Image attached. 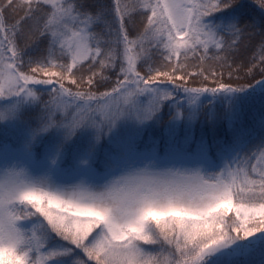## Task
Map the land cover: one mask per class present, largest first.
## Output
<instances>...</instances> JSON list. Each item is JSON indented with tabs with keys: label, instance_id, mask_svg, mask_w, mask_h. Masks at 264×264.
<instances>
[{
	"label": "snow or ice",
	"instance_id": "6c2138e0",
	"mask_svg": "<svg viewBox=\"0 0 264 264\" xmlns=\"http://www.w3.org/2000/svg\"><path fill=\"white\" fill-rule=\"evenodd\" d=\"M253 6L258 18L237 0H0V264H234L254 253L264 264V113L258 131L243 120L251 102L264 107V0ZM137 14L145 23L130 38ZM25 32L46 47L22 71ZM153 51L166 63L145 77L137 66ZM118 60L123 79L91 91ZM210 60L260 79L225 82ZM196 76L204 83L188 86ZM39 85H54L47 101ZM205 100L213 134L197 138Z\"/></svg>",
	"mask_w": 264,
	"mask_h": 264
},
{
	"label": "trees",
	"instance_id": "16d2710c",
	"mask_svg": "<svg viewBox=\"0 0 264 264\" xmlns=\"http://www.w3.org/2000/svg\"><path fill=\"white\" fill-rule=\"evenodd\" d=\"M89 4H96V3H103V4H110L111 0H88ZM237 3L239 4V8L237 9V12L244 17L248 16H255L259 17V11L253 6V0H237ZM11 22V19H9V23ZM145 23V20L142 18L140 14L135 15L132 18L131 23L127 25L128 30H129V36L130 38H135L137 34L142 31L143 29V24ZM260 40V36L257 35L253 38L252 44L253 46L256 45ZM17 43L20 48H24L26 51V55L24 57L25 60V66L22 68V71H27L28 70V64L27 61L30 57L35 58L37 56H40L43 54L44 48L46 47V41H33L30 40L25 33L19 35L17 37ZM147 47V45H146ZM254 50V47H248L246 50H242L241 55L237 58V62L243 61L245 68L248 66V58L252 55V52ZM166 63L160 52L158 51H153L152 57L147 63L144 61H141L138 66L137 70L141 72L142 75H145L147 77L149 73L147 72V65L151 64L152 67H160L162 64ZM197 61L196 59H190L189 64L194 65L196 64ZM208 64H212L216 66L217 72L223 71L224 72V81L225 82H232V83H253L256 79H260V70L256 69L252 77H245L244 76V71L236 72L234 71L235 64L233 65V69H229L228 67H224L221 69L215 61H208ZM98 70V66L97 69ZM162 71H167V68L161 67ZM191 70V69H189ZM120 71V61H117L115 69H105L104 70V76L108 77L106 80H102L99 76L96 77V83L92 86L91 91L93 92H103L107 90H111L116 85L117 79H123V75H119ZM232 72L233 79L232 81L228 80V72ZM88 67L85 65L79 72H77V76L84 75L87 77L89 75ZM240 76V80H236L235 77ZM181 83V82H177ZM201 83H204L202 77L196 76L192 77L188 81V86H197ZM165 84H167V87L169 89L173 88V85L171 83H168L165 81ZM54 86V85H53ZM53 86L49 85H39L36 86L39 89V95H41L42 99L44 101H47L50 98L51 95V88ZM67 87L72 88L73 91H76V87L74 85L67 84ZM164 85H161L163 87ZM211 86V85H210ZM87 87L86 85H82V88ZM180 95H182V92H180ZM210 95V94H208ZM211 106L209 105L208 101L205 100L203 103V107L201 108V112L199 115V119L195 123L194 127V132L197 138L201 134H204L211 138L212 136V131H211V126L210 123L208 122V117L207 113L208 110ZM216 112L217 116L220 118L216 129H215V134L218 139H223L227 140L230 139L232 136V132L229 130V126L225 120L222 119L223 112L221 109V106L217 103L216 104ZM174 110V109H173ZM264 113V107L261 106V103L259 100L253 101L250 104H248L245 107V112H244V123L248 127H257L258 131V122L260 120L261 114ZM186 115V112H185ZM171 114L169 111V102H165L163 108H162V119L159 122L157 126H154L153 128L149 129L150 133L153 136L159 137L162 132L164 125L170 120ZM181 134H183V125L181 126ZM212 156L214 158L215 156V150H213ZM261 257L259 256L258 253L250 254L248 257H240L237 258V260L234 261V264H259Z\"/></svg>",
	"mask_w": 264,
	"mask_h": 264
},
{
	"label": "rangeland",
	"instance_id": "374dc122",
	"mask_svg": "<svg viewBox=\"0 0 264 264\" xmlns=\"http://www.w3.org/2000/svg\"><path fill=\"white\" fill-rule=\"evenodd\" d=\"M141 99L143 100L144 103L147 102V98L146 97H142Z\"/></svg>",
	"mask_w": 264,
	"mask_h": 264
}]
</instances>
